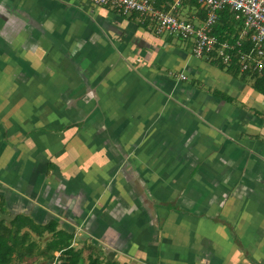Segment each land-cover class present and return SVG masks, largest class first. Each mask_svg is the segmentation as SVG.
I'll return each instance as SVG.
<instances>
[{
  "label": "crops",
  "instance_id": "0c3cea01",
  "mask_svg": "<svg viewBox=\"0 0 264 264\" xmlns=\"http://www.w3.org/2000/svg\"><path fill=\"white\" fill-rule=\"evenodd\" d=\"M112 12L0 0L5 264H264V95Z\"/></svg>",
  "mask_w": 264,
  "mask_h": 264
},
{
  "label": "built area",
  "instance_id": "2783aa9c",
  "mask_svg": "<svg viewBox=\"0 0 264 264\" xmlns=\"http://www.w3.org/2000/svg\"><path fill=\"white\" fill-rule=\"evenodd\" d=\"M204 11V17L195 22L182 17L180 7L183 0H171L167 4L157 0H90L94 5H108L116 12L135 14L143 24H151L154 32L168 31L182 39H191L192 53L206 56L229 66L236 57L240 71H264V0H196ZM228 6L235 19L241 20V27L234 40H219L213 33L218 11ZM245 42L249 47L244 48ZM170 75L175 72L169 70ZM178 77L185 78L184 73Z\"/></svg>",
  "mask_w": 264,
  "mask_h": 264
},
{
  "label": "trees",
  "instance_id": "16d2710c",
  "mask_svg": "<svg viewBox=\"0 0 264 264\" xmlns=\"http://www.w3.org/2000/svg\"><path fill=\"white\" fill-rule=\"evenodd\" d=\"M171 1V0H170ZM196 1V0H194ZM197 2V1H196ZM157 3L159 1L157 0ZM198 4V2H197ZM241 27V20L235 19L233 16L232 10L225 6L221 10L218 11V18L216 23L213 26V33L216 34L219 40L222 39H230L234 40V38L238 34V30ZM249 47V42H245L244 48ZM221 66H225L222 62L212 59ZM228 69L232 71L234 74L240 73L239 77L242 80H249L251 86L264 95V71L263 72H250V71H240L239 66L236 61V57L233 62L228 66ZM10 231L7 230L6 233L0 232V264H5L11 260V255L13 252V248L16 247V242L13 241L11 244L8 243V238L12 236Z\"/></svg>",
  "mask_w": 264,
  "mask_h": 264
},
{
  "label": "rangeland",
  "instance_id": "374dc122",
  "mask_svg": "<svg viewBox=\"0 0 264 264\" xmlns=\"http://www.w3.org/2000/svg\"><path fill=\"white\" fill-rule=\"evenodd\" d=\"M100 7H102V8H104V10H108L109 11V13L110 12H112V11H114L115 12V10L111 7V6H108V5H99ZM114 12H112V13H114ZM181 16L182 17H186L184 14H182L181 13ZM147 26H148V28L153 32V33H155L154 32V27L150 24H146ZM156 34V33H155ZM158 36L162 39V40H164V41H166V40H170L171 41V43L172 44H178L181 48H183V49H189V48H191V39H182V38H180V37H178L177 35H175V34H171L170 32H168V31H163V32H161L160 34H158ZM189 44H190V46H189ZM189 46V47H188ZM203 57H205V58H207L206 56H203ZM210 59V58H209ZM224 67H227V66H224Z\"/></svg>",
  "mask_w": 264,
  "mask_h": 264
}]
</instances>
